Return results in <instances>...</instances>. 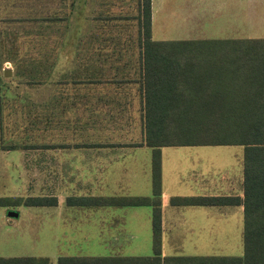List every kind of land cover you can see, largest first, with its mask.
Returning a JSON list of instances; mask_svg holds the SVG:
<instances>
[{
  "label": "trees",
  "instance_id": "16d2710c",
  "mask_svg": "<svg viewBox=\"0 0 264 264\" xmlns=\"http://www.w3.org/2000/svg\"><path fill=\"white\" fill-rule=\"evenodd\" d=\"M149 1L136 0L137 12L130 18L135 16L137 27L135 37L131 39V36L119 34L123 25L115 22L126 20L128 15L112 11L111 2L103 0V9L91 19L89 28L78 35L74 46V67L78 72L67 76L74 83L85 79L92 82L105 77L100 70L103 67L132 68L119 77L135 82L141 138L130 144L151 148L152 193L146 196H67L65 203L79 206L149 205L152 254L58 256L57 264H264V37L153 39ZM73 5L74 0H57L55 4L47 5L46 16L30 18L34 28H23L20 34L25 37L30 34L23 42L36 43L37 48L33 50L37 51L25 48L19 52L14 44L20 42L15 39L19 32L11 31L16 41L10 39L11 51L4 59L11 60L14 74L25 78L24 82L39 85L51 78L58 51L64 45L71 23ZM87 68L93 71L83 72ZM61 95L62 91L58 89L45 105H29L30 128L24 123L23 129L39 130L44 134L40 135L43 137L41 143H26L22 147L62 145L63 138L55 134V127H60L62 113L68 105L54 104ZM72 106L77 109V105ZM55 108L61 109L62 113L55 114ZM216 144L243 146L242 197L173 195L169 197V204H242V254L162 255L159 148ZM55 203L54 195L0 196V206ZM46 262V257L39 256H0V264Z\"/></svg>",
  "mask_w": 264,
  "mask_h": 264
},
{
  "label": "rangeland",
  "instance_id": "374dc122",
  "mask_svg": "<svg viewBox=\"0 0 264 264\" xmlns=\"http://www.w3.org/2000/svg\"><path fill=\"white\" fill-rule=\"evenodd\" d=\"M94 1L97 3V0ZM108 1L111 2L112 11H120L128 15L126 20L117 19L115 21L117 24L123 25L119 34L124 37L131 36V39H134L137 19L135 16L130 17L137 12L136 0ZM81 3H85V0L78 1L77 11L81 9ZM155 5L157 9L154 13L151 30L153 39L264 37V0H155ZM87 23L89 22L82 20L79 14L77 19L71 18L64 45L57 54L55 67L75 64L72 51H74L78 35L88 27ZM30 25L24 27V25L19 26L16 23L0 21V175L5 178L3 183L8 182V184H3V188L0 184V196L54 195L56 203L38 206H0V210L5 208L19 212V216L14 217V223L8 231L0 233V256H39L47 258V262L44 264H57L58 256L152 254L149 206H136L135 210L132 207L124 206L69 207L66 209L63 196L69 194L70 188L66 185L67 192L56 191L54 183L56 171L53 169L52 149L22 147L26 143H41L43 137L40 135H43L44 132L29 129L31 116L28 115L31 106L27 104V106L21 105L22 107H20L16 99L23 97L37 101L38 98L47 97L48 99L55 92L53 86L55 76L53 74L45 84L32 86L24 82L25 78L14 74V64L11 60L4 59L11 51L12 40L10 39H14L11 31L19 32L15 35V39H19L20 42L14 43L17 44L19 52L25 48L30 50L37 48L36 43L23 42L28 40L30 34L27 37L20 34L23 28L25 30H29L30 27L34 28V25ZM132 55L134 56V54ZM5 68L11 70L9 76L3 75L2 71ZM24 123L25 127H29L28 129H23ZM119 124L123 126L125 123L119 122ZM11 145L16 149L27 148V152H30L20 158L23 161V168L12 170L16 175L13 186H11V181L6 178L8 170L5 167L6 163L18 160L17 156L16 158L12 156L9 159V156L5 154L6 150L13 149L6 148ZM201 147L206 149L200 155L204 167L212 165L216 171L220 169L221 174L230 173L237 178L240 169L239 163L242 159V145L216 144ZM44 148L48 150L43 152ZM144 157V154H139L137 161L142 164L141 158ZM39 160H44V162L40 163ZM173 162L175 163V161ZM172 166L174 169L173 163L165 166V172L170 171ZM177 166L184 171L187 164L183 163ZM173 169L172 172L175 173L177 167ZM174 186L166 185L171 190L173 188L177 190L176 192H183L188 188L186 184L182 187ZM8 192L11 194L6 195ZM224 209L230 210L228 218L230 226L228 229H224L221 234L223 241L214 245L213 249L193 251L188 249L171 250L163 247L160 251L161 254L241 255L242 213L236 206H225ZM34 210L43 212L44 214L40 215L45 216L32 217L33 215L28 212ZM60 211L62 213L73 211L77 215L71 217L69 216L70 212L68 215L63 214L62 224L54 225L55 215ZM101 212L108 214L104 218H100ZM113 215L114 217H112ZM57 219L59 221V218ZM99 220L104 222L103 226L98 225L97 221Z\"/></svg>",
  "mask_w": 264,
  "mask_h": 264
},
{
  "label": "crops",
  "instance_id": "0c3cea01",
  "mask_svg": "<svg viewBox=\"0 0 264 264\" xmlns=\"http://www.w3.org/2000/svg\"><path fill=\"white\" fill-rule=\"evenodd\" d=\"M56 1L0 0V21L16 23L19 26L24 25V27L29 26L31 24L30 18L46 16L47 5L50 3L55 4ZM78 1L74 0L70 20L71 18L77 19L79 14L82 20L89 22L87 23V30L91 19L99 10L103 9V5L100 3L103 0H97V3L94 0H85V3H81V9L77 11ZM149 5L150 27L152 30V21L157 6L155 5V0H150ZM72 55L74 56V51H72ZM77 69L74 65H68L59 68L53 67L51 71L55 76L53 82L55 94L58 89L62 91L61 97L56 98L54 104L68 105V108L63 113L60 111L61 109L55 108V114L59 115L62 113L63 115L61 116L62 123H60V127H55V134L63 138L61 141L62 145L48 147L52 149L53 169L56 171L54 179L56 191H59V193L64 192L66 191V185H68L70 188L69 194H66L63 198L82 195H151V148L145 145L130 144L133 141H139L141 138L138 114L139 100L135 94V82L124 81L122 80L124 79L123 77H119L128 70L132 71V68L126 66L103 67L100 70L103 72L102 76L105 77L95 79L92 82L87 79L78 83L69 81L67 74L78 72L76 71ZM91 70L87 68L83 72L88 73ZM47 101V97L38 98L37 101H31L29 98L23 97L16 99L17 104L26 106L27 104L43 106ZM72 105H77V109L72 108ZM119 122L125 124L122 126ZM136 122L137 124L135 125ZM201 146L203 145H165L159 148L160 251L163 247L171 250L188 249L193 251L213 249L214 245L223 241L221 234L224 229H228L230 226L228 221L230 210L224 209L225 206H236L239 212L241 211L240 213H242V241V204L180 206L169 204V197L177 194L180 196L231 195L242 197V164L239 163L240 169L239 173H237V178L230 175V173L221 174V170L218 169L216 171L212 165L204 167V162H202L200 155L206 149ZM26 149L13 148L6 150L5 154L9 156V159L12 156L18 157L17 161L12 160V162H8L5 165L8 170L6 178L11 181V186L14 185L16 180V175L12 170L23 168V161L20 158L30 154ZM45 150L48 149L44 148L43 152ZM139 154L145 155L144 158H141L142 164L137 161ZM39 162L42 163L44 160H39ZM171 163L174 164V169L177 167V171L173 173L172 166L170 171L167 170L165 172V166H169ZM183 163L187 164L184 171L177 166ZM4 180L5 178L0 175L2 188L3 184H8V182L3 183ZM167 184L169 186L175 185L174 187H182L186 184L188 188L183 192H176L177 190H174V188L172 190L167 188ZM9 194L11 192L6 195ZM65 204L66 209L69 207H117L114 205L79 206ZM136 206L149 205H124V207H132L134 210ZM6 211L7 209L5 208L0 210L1 234L8 231L9 227L14 223V217H16L8 216ZM69 212L71 217L76 214L73 211H64L63 213L60 211L55 215L54 225L62 224L63 214L68 215ZM28 213L33 215L32 217L45 216L40 215L44 214L43 212L35 210ZM89 214L91 215L92 213ZM107 214L101 212L99 217L104 218ZM17 216H19V212H17ZM57 218H59V221ZM97 223L99 226L104 225V222L100 220Z\"/></svg>",
  "mask_w": 264,
  "mask_h": 264
},
{
  "label": "water",
  "instance_id": "95a60500",
  "mask_svg": "<svg viewBox=\"0 0 264 264\" xmlns=\"http://www.w3.org/2000/svg\"><path fill=\"white\" fill-rule=\"evenodd\" d=\"M4 76H9L11 74V70L9 68H5L2 71ZM7 215L8 216H17V211L12 209H7Z\"/></svg>",
  "mask_w": 264,
  "mask_h": 264
}]
</instances>
